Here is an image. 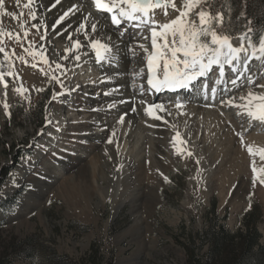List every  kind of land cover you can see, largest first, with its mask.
Instances as JSON below:
<instances>
[{"label": "rangeland", "instance_id": "rangeland-1", "mask_svg": "<svg viewBox=\"0 0 264 264\" xmlns=\"http://www.w3.org/2000/svg\"><path fill=\"white\" fill-rule=\"evenodd\" d=\"M72 1L78 4L77 0ZM210 1L202 0L186 19L199 26L197 14L199 11L211 13ZM2 2L0 20H4V27L1 29L5 33L19 34L21 39L17 43L5 35L2 45L9 53V61H4V72L12 71L18 79L5 76L7 88L0 83V113L4 116L3 120L0 118V264H91L90 261L96 264H185L186 254L180 243L185 241L184 235L206 226L214 199L218 217L227 215V219L220 222L231 230L240 225V216L254 202L258 203L262 216L257 227L262 235L260 241L264 244V185L259 179L253 184L251 172L253 163L259 169L264 167V161L259 159L258 154L250 155L246 145L253 134L264 135V127L261 124L247 127L251 119L246 109L237 108L240 114L229 116L232 110L222 104L221 109L225 108L222 113L219 110L221 96L217 95L219 85L213 98L209 88L205 89V77L200 78L190 91L191 97L202 101H180V108L176 107L178 95L166 92L156 96L146 83L147 71L143 68L147 65L146 56L151 52L150 29L153 23L163 25L176 18L179 11L185 10L184 0H164L167 7L151 10L150 23L139 27L135 22L129 23L122 18L119 26L113 25L110 13L95 9L93 0L79 3L84 8V14H88L86 32L93 23H102L101 33L88 34L84 51L94 52L90 48L92 40L102 39L110 44L118 38L134 55H139L140 59L132 58L130 61L132 68L128 73L131 76L126 83L122 80L125 75L122 62L111 64L107 61L112 68L101 70L97 68V62L92 65L79 62L74 66L69 52L66 53V49H70L68 41L52 33L48 37L49 48L45 49L49 64L32 67L34 61L25 50L29 48V42L40 48V37L44 35L43 29L48 27V23L37 13L36 21L28 17V10L23 8L26 0H21L19 5L16 0ZM245 5V0H242L241 7L230 18L231 23L242 22ZM33 7L35 10L36 4ZM21 11L24 12L22 17L19 15ZM11 13H16L17 19H12ZM214 15L219 16L217 13ZM242 24H246L245 31L230 41L240 47V36H245L243 46L251 56L252 52H248L250 25L248 21ZM24 31L29 33L26 38ZM65 55L67 59H64ZM21 56L24 60L19 59ZM121 56L125 57V48ZM257 56L260 58L253 59L246 80L251 78L256 83L254 89L260 90L262 87L257 85H264V67L260 66L264 56L260 53ZM56 63L63 65V74L55 72L63 81V89L55 81L50 82L49 76L41 71L43 68L51 73ZM116 75L121 77L119 84L103 83V78ZM209 76L215 75L210 73ZM228 77L226 74L223 81L228 82ZM128 85L133 86L132 94L138 97L135 103L137 114L126 122H120L121 115L125 114L120 108L121 100L130 101L132 97L125 91L119 97L105 95V92L112 88L125 90ZM18 87L26 91H14ZM225 87L227 89V85ZM53 91L65 94L53 98ZM152 103H163L166 111L158 113L163 120L152 119L145 113V107ZM37 105H42L44 111L43 124L25 123L29 116L22 118L20 113ZM200 107L218 116L212 126L219 129L218 134L214 129L205 132ZM175 115L181 116V127L187 124L186 130L174 122ZM187 117L192 121L189 122ZM51 121L54 123L49 124ZM130 132L132 136L129 138ZM53 133L55 138L51 137ZM133 133L138 134L137 146H132ZM177 133L179 139L173 142L172 138ZM226 134H234L229 144L225 140ZM180 140L186 143L181 146ZM222 146H226L225 156L219 150ZM180 147L184 148L183 152L179 151ZM157 150L166 155L167 160L171 161L173 155L177 158L172 160L171 168L166 169L168 171L162 174L155 186L148 188L147 199L141 201L143 205L147 204V212L141 210V213L144 212L142 216L146 214L147 222L138 230L148 232L147 246H128L127 242L135 236L133 233H137V229L133 228L137 213H131L130 202L118 208L115 206L120 190L116 191L115 182L108 178L93 184L95 192L84 186V180L88 179L85 165L94 160H98L96 163L105 161L107 173L110 172L111 176L114 169L120 168V158L122 161L126 159L125 166L129 159L142 157L154 163L159 154ZM189 151L191 156L187 155ZM87 192L91 193V203L86 205L88 214L84 218L76 208L75 199H84ZM27 239L32 243V258H27L23 245H19Z\"/></svg>", "mask_w": 264, "mask_h": 264}, {"label": "snow or ice", "instance_id": "snow-or-ice-1", "mask_svg": "<svg viewBox=\"0 0 264 264\" xmlns=\"http://www.w3.org/2000/svg\"><path fill=\"white\" fill-rule=\"evenodd\" d=\"M21 0H16V4L19 5ZM95 7L98 10L107 11L111 13V23L113 25L119 26L121 24V18L128 21L129 23H136V26L147 25L150 23L149 13L151 10L158 7H167V4L164 0H111V3H106L105 0H93ZM202 0H184L183 9L179 11V14L176 18L172 19L170 22L163 25H156L153 23V26L150 29L151 36V52L146 56L147 64V80L146 83L150 89L154 90L156 93H159L163 90L176 91V90H193V85L200 80V78L208 77L211 74H216L218 69L219 76L223 78L225 76V66L231 68L232 73H237L240 71L239 65L241 61L240 54L245 53L246 59H244V71H247L249 61L253 58H260L257 56L256 49L253 47L252 41L248 38L249 48H253L252 55L247 56V50L243 46V41L245 36H240L242 44L240 47H234L230 42V37L222 36L218 31L213 27V21L217 17H213L211 13H205L204 11L198 12L199 26L195 23L189 22L186 17L189 15L194 6L199 5ZM59 3V0H57ZM35 0H26V3L23 4V8L28 10V17L31 20H36L37 15L34 10ZM3 6L2 0H0V7ZM55 5H53L54 7ZM76 9H69L62 16H60L55 24L52 26L55 29L60 25L70 14V12L75 11ZM118 12V15L116 14ZM166 14V13H165ZM12 19H17L16 13L10 14ZM19 15L22 17L24 12L21 11ZM87 19V17H85ZM20 27L23 29L24 25L21 24ZM33 27H38V25H33ZM86 24L81 22L79 23L77 32L85 33L87 38V32L85 31ZM97 25L92 24V31L95 32ZM5 35L10 40H15L17 43L20 42V35L13 34L11 32L5 33L0 29V54H3L4 61H9V53L6 52L5 47H3V40ZM24 37L26 38L29 33L24 31ZM123 35V33H121ZM41 40H44L45 37L41 36ZM71 40V35H69ZM83 47L79 40L72 41L71 49H66V53L72 50H77ZM143 47V45H141ZM90 48L94 50L95 60L97 63H100L106 59L105 54L111 53L112 49L105 43H101L99 40H92L90 43ZM28 55L32 57L33 64L32 67H37L38 64L48 65L49 61L47 59L44 46L41 45L39 49L36 48L34 44L29 42V48L26 49ZM147 51V50H145ZM259 53L261 56H264V40L261 41L259 46ZM14 54V53H13ZM20 60H24V57H19ZM64 59H67L65 55ZM74 60L77 64L81 61V56L79 54L74 56ZM25 63H27L25 61ZM4 65L0 64V68ZM41 71L49 76V80L55 81L61 86V89L64 88L63 81L55 74L56 71H59L63 74V65L60 63L55 64V69L51 73L45 71L43 68ZM5 76L18 79L16 74L12 71L4 72L0 71V83H3L5 88L8 87L5 82ZM239 77L232 79L230 82L232 85H236ZM216 84H221L222 79H217ZM249 84H252L253 81L251 78L248 80ZM258 87L264 88V85H257ZM205 89H207V84H205ZM118 90V89H116ZM14 91L18 93H23L26 91L22 87L15 88ZM39 91V90H37ZM143 92V88H141ZM211 93L213 98H215L217 93V88L212 87ZM65 93L61 91L57 93L53 91V98L58 95H64ZM111 93L105 92V95H110ZM241 100L245 101L242 104H235L233 99L229 98L222 100L221 103L234 106L237 108L246 109L247 115L253 119L264 121V95H257L253 92H249L247 97H240ZM122 103L126 101H121ZM141 103H144L141 101ZM182 105L178 100L176 107L180 108ZM112 107V105H109ZM4 108L7 109L8 105L5 104ZM135 111V108L132 109ZM166 109L163 103H152L145 107V113L150 116L152 119H161L164 118L158 113L165 112ZM8 114L7 111L5 113ZM125 114H122L120 117V122H123ZM167 123V121H164ZM179 138V133L172 138L173 142H176ZM109 143L112 142L109 138ZM180 145H184L186 142L180 140ZM243 142V141H242ZM179 151L183 152L184 148L180 147ZM247 152L250 155H259V159L264 161V148L256 149L255 151L251 146L247 147ZM188 156H191L192 153L187 152ZM252 172V182L255 184L259 179L261 185H264V167L259 169L253 163L251 167Z\"/></svg>", "mask_w": 264, "mask_h": 264}, {"label": "bare ground", "instance_id": "bare-ground-1", "mask_svg": "<svg viewBox=\"0 0 264 264\" xmlns=\"http://www.w3.org/2000/svg\"><path fill=\"white\" fill-rule=\"evenodd\" d=\"M81 1H84V0H77L76 3H78V4H73L72 0H59V3H57V0H35V4H36L35 11H36L37 15L40 14L42 20L48 23L47 24L48 27H46V29L45 28L43 29V30H45L44 35H43L45 37V39L41 40L40 46L43 45L44 49L49 48V45L47 44V42H48V37L51 33L54 34L55 37L61 36V37L65 38L68 41V44L70 45V49H71L72 41H74V40H79L82 45H85L84 44L85 43L84 41H86L85 33L79 34V32H77L75 30L78 28V25L81 22L88 25V19H85V17H87L88 14L87 15L84 14V8L79 4ZM107 1L108 0H105V2H107ZM108 3L110 4L111 1H108ZM53 5H55V6L53 7ZM94 6H95V4H94ZM73 8H75L76 10L73 12H70L69 16L60 25H58L55 29H53L52 26L55 24L56 20L60 16H62L66 11H69V9H73ZM111 15L112 14L110 13V16ZM89 25H90V23H89ZM101 26H102V23L98 22L97 29L95 32H97V33H98V31L100 32V30L102 28ZM3 27H4V20H0V29ZM88 28H89V26H88ZM92 32H93L92 28L89 29V31L87 32V36H88V34H90ZM69 35H71V43H70ZM107 35H109V34H107ZM99 41L101 43H105L104 40H102V39H100ZM105 44H107L112 49V51H111V53L105 54L106 59L104 61H102L100 64L96 63L95 56L93 55L94 52L92 53L91 51L90 52L84 51L83 47H81L80 49H77V50L69 51V57H70L69 59L72 58V60H70V61L75 66V65H77L76 64L77 62L74 60V56L79 54L81 56L80 62H86L89 65L96 63L97 68H99L100 70L112 68L109 64L106 63L107 61H111V64H114L117 62H122L123 65L125 66L124 67L125 68V75H124L122 80H125V83H126V79H128L131 76V74L128 73V72H130V70L132 68L130 61L133 59H137V60L140 59L139 55H134L131 52V49L127 45L124 46V43H122L118 38H114L113 41L110 42V44L109 43H105ZM231 44L234 47H236L233 42H231ZM67 48H68V46H67ZM124 48H125V57L121 56V51ZM248 52H251V51L249 50ZM132 54L134 56H132ZM240 56H241V61H240V65H239V69H240L239 72L232 73L231 68L225 66V76H226V74H228V76H229L228 78H231L233 76V79L236 77H239V79L237 80L236 85H232L229 80H228V82L226 80L224 82L223 78H222V83L218 84L219 87L217 86L219 88V94L218 95L221 96V99H220L221 101L231 98V99H233L235 104H242V103H245V101L241 100L240 97H242V96L247 97V94L249 92H253L257 95H264V88H262L260 90H255L254 86L256 83L253 82L252 84H249L248 80H246L248 77V74L250 72L249 70H250L251 63H252L253 59H255V58H253L251 61H249L248 68H247V70L248 69L249 70L247 71L248 73H246L244 71V59H246L247 57L245 54H240ZM247 56H250V54L247 53ZM0 64L4 65V58L3 57H0ZM260 66H261V68L264 67V61L260 63ZM5 67L3 66L2 68H0V71H4ZM143 70L147 71V65L144 66ZM217 79H221V77L217 75ZM6 80H8V79H6ZM120 82H121V77H118L117 75L116 76H107V77L103 78V83H105V84L116 83V85H117ZM256 82H258V81L256 80ZM224 85H227V89H226V87L224 89ZM194 86H196V84L193 85V88H194ZM133 90H134L133 86H131V85L126 86L125 90L121 89V88H120V90H116L115 88H112L109 90V93H111L110 96H116V97L121 96L122 95L121 93L124 91L126 93H130L129 96L132 97L131 100L130 101L125 100L126 102H124V103L121 102V104H120V108L122 110H124L123 112L126 113L125 119H124L125 122L128 121L129 119H131L132 117H135L137 114L136 113V109H137L136 106L137 105H135V103H136V100L138 99V97L136 94H134V93L132 94ZM166 92L178 95L179 96L178 100L181 102L202 101L201 99H197V98L194 99L193 97H191L190 90H183V89L176 90V91L163 90L159 93H156V96H160L161 93H166ZM208 102H209V100H208ZM223 105H225V104H223ZM128 106L134 107L135 111H132V108H130V107H129L130 109H128ZM226 107L230 108L232 110V112H231V114H229V116L240 112V110H237V107H231L228 105H226ZM221 108H222V103L219 105V110L222 112L225 108L224 109H221ZM104 110H107V109H104ZM200 110H201L200 113L203 115V119H204V123H205V132L209 133L214 129V128H212V126H214L213 124H216L218 116H216V114L211 110L204 111V108L202 110L201 107H200ZM180 115H175L176 118H175V120L174 119L173 120H174V122L176 121V123L178 124V127L186 130L187 124H186V126H183V127H181L182 124H179L181 122L180 121V118H181ZM224 115H226V114H224ZM0 118H1V120L4 119V116L2 113H0ZM188 118L190 119V117H187L186 119L188 120ZM247 119L248 118H246V120ZM250 119H251V121L248 123L247 127L251 126L252 124L253 125L254 124H261V126L264 127V121L253 119L251 117H250ZM188 121L191 122L192 120L191 121L188 120ZM226 121H228V120H226ZM175 128H177V127H175ZM218 131H219V129H214V132L217 133ZM128 135L130 138L132 136V133L128 134ZM180 136L182 137V134H180ZM233 136H234V134H229V135L226 134L225 135L226 143L229 144L232 141V140H230V138ZM184 137L185 136H183V138ZM131 141H132V146L133 145L137 146V145H135L139 141L137 133H133V137H132ZM246 145L251 146L254 151L256 149L264 148V135L253 134V136H251L247 139ZM224 147H226V146H222L221 148H219V150L221 152L220 151H218V152L224 154L225 153ZM157 149H158V147H157ZM131 150H133V149H131ZM158 152H159L158 156L156 157V155H155L156 160L154 163L151 162L152 160H149V158L147 159L146 157H142V159H137V160H135L136 158L129 159L126 166H125L126 159H124L122 161V159L120 158L118 161L120 163V168L114 169V171L112 172L114 174L111 176H110V174H111L110 172L107 173V167H105V165H104L105 161L104 162L99 161V163H96L98 160L97 161L96 160L90 161L89 163H87V165H85V167L87 169V173H88V175H87L88 179L87 178L85 180L83 179L84 180V182H83L84 186L85 185L89 186V188H92V191L95 192L96 189L93 185L94 183L99 184L101 181H104L105 178H106V180L108 178L111 182H115L116 191L120 190V193H119V195L115 201V206H117V208H118L127 202L131 203V213L132 214L137 213V218L133 224V228L138 230L139 228L142 227V224L147 222V220H145L146 214H145V216H142L144 214V212L145 213L147 212V204L144 203V205H143V203H141V201L143 199H147V195L149 194L148 188L151 186H155V183L157 182V180L160 179L162 174L165 173L166 169L172 165V163H171L172 160L177 158V155L172 154L173 156L170 157L172 160L170 161V160L165 159L164 156H166V155H164V156L161 155L160 151L157 150L156 153H158ZM136 154L138 155V153H136ZM223 156H225V154ZM226 156H227V154H226ZM230 161H231V159H230ZM126 170H128V171H126ZM48 181H50V180H48ZM134 187H136V188H134ZM103 191H104V189H103ZM90 194L91 193H88L86 195V197L82 200L79 199V197H78V199H75L76 208H77L78 212L81 213L82 216H84V218H86V216L88 214L87 209H86V205L89 206V203H91L90 202ZM141 210H145V211L141 213ZM137 230H136L137 233H133L135 236H133L131 238V240H129L127 242L128 246L131 244H138L139 248L140 247L144 248L145 246H147L148 232L147 231L139 232V230L138 231ZM120 240H121V243L124 242L123 238Z\"/></svg>", "mask_w": 264, "mask_h": 264}, {"label": "trees", "instance_id": "trees-1", "mask_svg": "<svg viewBox=\"0 0 264 264\" xmlns=\"http://www.w3.org/2000/svg\"><path fill=\"white\" fill-rule=\"evenodd\" d=\"M241 2L242 0H211V15H219L213 16L217 17L213 21V27L220 35L233 38L245 31L246 24L242 23L248 21L251 41L257 43L264 32V0H245V16L241 19L242 22L231 23L230 18L241 7ZM20 114L22 118L29 116L25 123L42 125L44 120L42 105ZM261 216L260 206L254 202L240 216V225L231 230L224 222H220L225 221L227 215L218 217L214 199L206 226L200 231L184 235L185 241L180 243L186 254L185 264H264V244L260 241L262 235L257 227ZM19 245H23L22 250L26 257L32 258L30 239L20 242Z\"/></svg>", "mask_w": 264, "mask_h": 264}]
</instances>
